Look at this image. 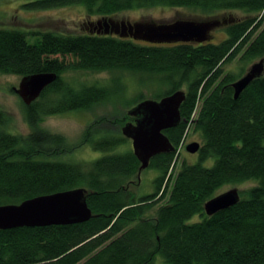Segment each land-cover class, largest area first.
<instances>
[{
  "label": "trees",
  "instance_id": "trees-1",
  "mask_svg": "<svg viewBox=\"0 0 264 264\" xmlns=\"http://www.w3.org/2000/svg\"><path fill=\"white\" fill-rule=\"evenodd\" d=\"M77 4L99 18L153 6L187 8L202 18L228 10L246 16L226 28L223 41L204 43L152 44L96 32L0 27L1 74L57 73L34 102L21 99L29 134L9 130L11 118L0 108V205L85 187L93 212L83 223L0 229V264H157V256L165 264H264V74L237 99V78L224 75V66L238 55L249 62L264 58V0H32L28 9ZM105 71L158 81L164 88L155 99L186 87L182 120L165 130L175 151L151 159L149 167L159 174L150 193L135 195L129 187L141 179L133 150L109 153L128 139L120 130L134 120L128 109L146 97L122 100L119 78L109 85H76L66 77ZM118 98L127 108L116 119L118 132L103 124L107 114L97 115L76 144L41 126L48 116L92 111ZM191 125L202 135L200 161L184 160L176 169ZM85 144L108 154L88 165L51 159ZM210 157L212 166L202 164ZM246 182L253 186L240 189L237 204L206 213V202L227 185Z\"/></svg>",
  "mask_w": 264,
  "mask_h": 264
},
{
  "label": "water",
  "instance_id": "water-1",
  "mask_svg": "<svg viewBox=\"0 0 264 264\" xmlns=\"http://www.w3.org/2000/svg\"><path fill=\"white\" fill-rule=\"evenodd\" d=\"M227 20L233 23L236 18L187 17L156 21L150 18L130 20L103 17L89 21L88 24L93 27L92 33L114 34L121 38H133L152 44H172L211 41L214 38L212 31L227 23ZM263 74L264 58H261L232 83L235 99ZM56 78L55 72L29 74L23 76L19 86L14 89L26 104H31ZM185 98L186 91L179 89L159 99H143L128 111L134 121L125 123L122 133L132 141L133 152L141 163L140 173L150 166L154 156L175 151V146L165 130L176 127L181 122V106ZM200 147V142L194 141L187 145V150L196 153ZM240 200V189L233 187L208 200L205 210L208 215H214ZM92 217L93 212L87 202L85 187L36 196L21 203L0 205V229L76 224L86 222Z\"/></svg>",
  "mask_w": 264,
  "mask_h": 264
},
{
  "label": "rangeland",
  "instance_id": "rangeland-1",
  "mask_svg": "<svg viewBox=\"0 0 264 264\" xmlns=\"http://www.w3.org/2000/svg\"><path fill=\"white\" fill-rule=\"evenodd\" d=\"M32 0H3L0 1V27H17L23 31H54L68 34H86L89 33L88 23L92 20H97L98 16H88L86 14V7L82 4L56 7L50 9L33 10L28 9V4ZM234 17L237 21L242 20L246 13L240 10H228L225 12L217 13L209 18L220 17ZM202 18L195 15L194 11L187 8L166 7V6H153L149 8L134 9L119 15V19L137 20L140 18H150L156 21H172L177 18ZM226 28H219L214 31V42L223 41L226 36ZM261 58L255 59L252 62L246 61L238 55L233 61L224 66V75L230 73L237 79L244 75L254 62L259 61ZM69 81L73 84H101L109 85L114 78H119L122 81L124 87V94L122 100L132 99L138 93H142L146 98H153L160 88L159 82L147 77L134 76L129 73H111L105 72H78L70 73L67 76ZM22 76L13 74H1L0 73V108L5 110L11 120L8 125L14 133L27 135L30 132V127L24 119L22 98L15 91V87H18ZM186 90V87H183ZM124 98V99H123ZM116 104L112 102L106 103L95 107L92 111H71L64 114H57L54 116H48L43 119L41 126L44 129L54 133L62 134L68 141L73 144L78 143L83 139V135L88 125L95 119L97 115H110L106 121H103L106 128L115 133V129L118 126L116 119L120 118L127 111V108L123 107V101L118 98ZM119 109V113L115 114L114 108ZM129 108L128 110H130ZM122 114V115H121ZM196 111L192 117H196ZM134 121V120H133ZM128 121V122H133ZM116 122V123H115ZM127 122L124 121L122 126ZM119 123V122H118ZM202 142V135L200 132L194 130V126L191 125L187 129L183 141L179 147L178 156L176 160V169L180 168L182 162H199L200 157L198 153H190L187 150V145L191 142ZM128 150H133L132 141L126 139L123 143L116 147L109 153H119ZM108 154L101 150H95L90 144H85L73 151L65 152L55 155L51 159H56L65 162L78 163L82 165H88L91 161ZM215 162V157H210L207 160L202 161L205 166H212ZM159 174L158 170L153 167H148L141 172V179H133L130 184L131 191L136 194H145L152 192L154 188V180ZM253 186V182L242 183L238 186L227 185L224 191L229 188L238 187L239 189H247ZM222 190V192H223ZM150 212L149 214H152ZM199 218L196 216L192 221ZM157 264H165L161 256H157Z\"/></svg>",
  "mask_w": 264,
  "mask_h": 264
},
{
  "label": "flooded vegetation",
  "instance_id": "flooded-vegetation-1",
  "mask_svg": "<svg viewBox=\"0 0 264 264\" xmlns=\"http://www.w3.org/2000/svg\"><path fill=\"white\" fill-rule=\"evenodd\" d=\"M225 17V19H228L229 17H226V16H224ZM221 18H223V17H221ZM230 25V22H228V20H227V23H225V24H223L221 27H219V28H223V27H228ZM88 26V29H89V31L91 32L92 31V29H93V27H91L89 24L87 25ZM219 28H217V29H219ZM215 31V30H214ZM214 31L212 32V33H214Z\"/></svg>",
  "mask_w": 264,
  "mask_h": 264
}]
</instances>
